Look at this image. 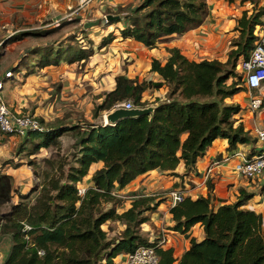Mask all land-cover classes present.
<instances>
[{"label":"trees","instance_id":"1","mask_svg":"<svg viewBox=\"0 0 264 264\" xmlns=\"http://www.w3.org/2000/svg\"><path fill=\"white\" fill-rule=\"evenodd\" d=\"M207 14L206 0H143L108 23L123 20L119 29L123 39L153 48L173 34L199 26ZM263 19L264 5L250 14L243 11L236 20L238 37L224 62L192 60L172 47L167 48L169 56L164 63L156 58L151 61L150 70L162 81L116 75L114 87L93 111L96 117L99 111L113 110L115 104L127 99L144 107L149 104L142 100L147 88L167 87L165 98L155 100L149 114L123 117L115 123L86 122V126L60 122L29 132L25 139L38 138L37 142L32 140L31 153L50 145L56 152L41 158L43 168L36 159L28 160L39 182L25 194L15 187L10 174L0 170V233L9 234L11 240L0 264H114L118 255L133 252L139 245L153 246L161 264H172V250L161 248L159 239L149 240L141 233L142 224L160 202L157 196L132 192L130 206L118 212L116 207L122 200L115 189L152 169L173 174L181 161L185 173L194 171L197 160L216 138L225 139L229 151L238 144H254L244 125L236 123L234 116L241 106L229 99L245 88L237 61L249 56L256 40L253 31ZM113 39L108 33L97 48ZM88 43L82 47L73 38L55 51L45 45L32 48L31 54L37 56L40 67L56 65L60 60L85 62L96 52L90 40ZM13 69L19 71L18 66ZM65 133L73 137L71 159L59 153V138ZM98 161L102 167L91 175V184L80 191L78 183ZM206 183V196L192 199L185 195L169 207L171 228L189 239V247L176 264H264L262 216L244 207L252 194L241 189L236 200L216 207L212 185L208 180ZM14 194L17 200L10 203ZM8 203L9 209L1 211ZM108 203L110 206L104 208ZM108 220L123 225L118 236H109L102 228ZM197 223L204 231L201 240L190 236Z\"/></svg>","mask_w":264,"mask_h":264},{"label":"crops","instance_id":"2","mask_svg":"<svg viewBox=\"0 0 264 264\" xmlns=\"http://www.w3.org/2000/svg\"><path fill=\"white\" fill-rule=\"evenodd\" d=\"M40 1L41 0H0V30L7 28L9 31V26H12L19 17L24 18V21L29 24L30 22L34 23L35 20L39 21L42 14L44 15L47 13L49 14V17H56L57 14L60 16L66 11V6L71 7V0H51L52 4H49L47 8H43L42 11L41 9L37 8ZM62 1H64V4ZM95 1L97 0H91L90 2L87 0H78L81 8L78 9L74 14L75 16L77 15L76 17L81 18L80 22L83 23L82 25H84V27H81V29L85 30L82 35L85 34L90 38L92 37L99 40L95 43L91 42L92 47L96 48V52L90 57L97 55L98 59H100V57L105 58V54H103L101 51L113 45V41L105 47L97 48L102 38L99 37V34L105 33L106 36L108 33H112L114 38L117 39L116 45H113L115 47H112V49H115V53H112V56L116 58V61H121L122 64L123 60L126 61L124 66L120 65V69L115 75L123 74L127 78L137 77L139 80L144 78L146 80H152L155 82L162 81V79L156 72L150 70L152 58H156L164 63L169 56L167 48L176 47L184 56L192 60L217 59L224 62L227 59L228 53L226 54V52H228L231 48L226 45V40L228 39L227 36L230 35L231 29L235 28L234 26H236L237 18L242 15L243 11L250 13L254 8L264 5V0H206L208 14L202 24L182 34H173L164 41L159 42L156 47L148 48L131 38L123 39L120 36L119 29L124 26L123 20L111 24H105L106 30L104 27H102L103 16L107 15L103 14V8L106 6L110 7L108 3H114L113 7L119 4L122 6L127 4L128 10H130L133 6L141 3L143 0H114L115 2L111 0H103L98 2V5L100 6L99 8L90 9V6H93ZM53 4L58 8H51ZM15 6L21 7L18 8L19 10H15ZM88 15H92V18L87 19ZM84 20L88 22H84ZM25 22H23V31H30L33 27L31 28L29 25H25ZM116 23H120L118 28L116 25H114ZM50 24H45L44 26ZM17 30L19 31L20 28H17ZM49 30L55 31L56 28H46V31ZM69 33V35L65 34L60 39L51 40L49 42L33 41L29 46V51H31V49L34 47H42L45 45H51L53 47V51H55L60 47H65L68 42L71 43L72 36L74 35V38L78 40L77 38H79L80 35L79 32L76 33L77 35L79 34L78 36L74 34V32ZM68 36L71 37L69 40L67 39ZM80 45L82 47H88L89 43ZM25 56H27V54L21 53L20 57L10 65L11 68L9 69L13 70L14 66H18L19 72L24 75V80L26 83L30 82L32 78L35 80L37 84V91L38 89L43 88L45 84L55 81V79L67 77V71L65 72V70H62V67L64 68V66L78 63H68L64 60H60L56 65L50 64L40 67L37 66L38 58L36 55H34V53L27 58ZM103 60L105 63H108L107 59ZM1 78L5 80L4 85L6 86L10 77L4 78L2 75ZM26 89L27 88L25 87L24 90ZM148 90L152 91V100H150V104L154 105L153 100L156 98L155 96H160L158 93L164 92L165 90L167 91V87L161 86L159 90L147 88L142 94V100H146L150 96V94H147ZM235 98L236 97L234 95L233 100H229L238 102L240 105L243 104L239 101H236ZM12 103L9 102L11 107L13 106ZM16 105L18 107L21 106L22 103H17ZM14 110H17L16 107ZM243 112L244 111L241 110L234 117L236 118V123L241 122L244 127H246L245 120H247L248 116V119L250 118V114L247 116L244 115ZM20 140V136L15 137L13 135H0V159H2L0 160V170L4 173L10 174L14 178V185L16 188H18V190H27L31 185L29 183L31 182L30 179H32V170H30V165L26 163L22 152H17L15 155L10 157V149L13 145H15L16 142L18 143ZM237 146L246 148V145L244 144H238ZM226 147L227 141L225 139L216 138L212 145L206 150L205 154L197 160L194 171L185 173L184 163L181 161L173 170V174L169 172H163L159 169H152L137 176L124 187H117L115 192L119 196L129 192H139L143 193L144 195H156L160 192H163L164 190H169L170 188H181L187 196H190L192 199H194L198 196L207 195L208 189L206 181L208 180L212 185L211 198L213 204L216 207L222 203H230L236 200L241 189L252 194L244 207L261 214L262 228L264 230V178L247 179L243 176H239L233 172L232 164L229 162H221L220 165L213 168L212 172L206 175V168L213 160H220L223 156H226L231 152V150H227ZM8 157L11 159V161L6 162ZM102 165L103 163L101 161L94 162L90 165L88 174L80 182V184L83 183L82 185H85H81L82 191L91 184V175L96 169L102 167ZM24 168H27L31 171V177L29 176V173H23ZM123 195L121 197H123ZM164 197L162 195L157 196V199L160 200V202L157 205L155 211L149 214V222H145L143 224L146 226V234L149 236V240L160 238L165 239V243L160 246L163 249L172 250V255L175 258L172 264H176L182 253L189 247V239L180 232L171 228L173 221L171 219V214L169 213L170 204L168 198H166V195ZM12 201L16 202V199L12 198ZM130 202L131 199L123 200L121 204L117 205L116 210L121 212L127 209L130 206ZM163 210L165 212L164 217L166 219V223L161 220L159 214L162 213ZM109 225L111 226L109 227ZM122 228L123 225L120 222L108 220L105 224V228L103 229L107 230L109 236H118ZM155 230L157 231L155 232ZM190 236L195 237L197 240H201L204 237L203 227L199 223L192 226L190 230ZM123 258L124 254L118 255L114 259V264H121Z\"/></svg>","mask_w":264,"mask_h":264},{"label":"rangeland","instance_id":"3","mask_svg":"<svg viewBox=\"0 0 264 264\" xmlns=\"http://www.w3.org/2000/svg\"><path fill=\"white\" fill-rule=\"evenodd\" d=\"M87 1L90 2L91 0H87ZM99 1H103V0L95 1V4H93V6H90V9L99 8L100 7L98 5ZM111 1L115 2L114 0ZM62 3L64 4V1H62ZM49 4H52L51 0H41L37 8L42 10L43 8H47ZM113 4L114 3L111 4L108 3L110 7L109 6L104 7L103 14L110 12V14L112 13L113 15H118L119 13L121 16H124L126 12L129 11L127 4L124 6L119 4L116 5L115 7H113ZM20 7L21 6H15V10H19L18 8ZM51 8L57 9L58 7L53 4ZM80 8L81 5L80 3H78V0H71V7L66 6L65 7L66 11L60 16H58L57 14L56 17H49V14L47 13L44 15L42 14L40 16L39 21L35 20L34 23L30 22L29 24H27L24 21V18L19 17L13 23L12 26H9L8 28L9 31L7 30V28L0 30V78L6 70L11 68L10 65L20 57L21 53L27 54V56H25L26 58L28 56H31V51H29L30 50L29 46L33 41L49 42L51 40L60 39L65 34L69 35L70 34L69 32H74V34L79 32L80 35L78 34L79 35V38H77L78 40L75 39V41H79V45L84 43L88 44L89 40L92 43L98 42L99 41L98 39H94L92 37L90 38L85 34L82 35V33H84L85 30L81 29V27H84V25H82L83 23L80 22L81 18L76 17L77 15L76 16L74 15L75 12ZM91 16L92 15H88L87 19L88 18L91 19L92 18ZM102 20H103V24H102L103 26L102 25L101 26L104 27L106 30L105 24H108L106 15L103 16ZM23 22H25V25H29L31 28L32 27L33 28L30 31H23L24 30ZM84 22H88V21L84 20ZM45 24H50V25L44 26ZM114 25H116V27L118 28L120 26V23H116ZM50 27H54L56 28V30L46 31V28L48 29ZM17 28H20V30L18 31ZM101 34H99L100 38L105 36V33L104 34L101 33ZM237 37H238V31H236L235 28L231 29L230 35L227 36L228 39L226 40V45L233 48L231 44ZM70 38L71 37L68 36L67 39L69 40ZM73 38L74 37L72 36V40ZM112 41H113V45H116L117 39L114 38ZM112 41L110 43H112ZM110 43H108L107 45H109ZM113 45L101 51L103 52V54H105V58L100 57V59H98V56L95 55L93 57H89L85 62L79 61L74 65L64 66V68L62 67V70H65V72L67 71L66 72L67 77L55 79V81L45 84V86L43 88L38 89V91L36 88L37 84L33 78L30 80V82L26 83V81L24 80V75L21 74L19 71H15L13 69V76H11L9 80L7 79L8 80L7 85L6 86L4 85L5 87L3 89V94L6 102L8 104L9 102L10 103L13 102L12 103L13 106L10 107L12 110H14L16 107L17 110H14L16 112L35 114L36 116H38V118L42 119V124L44 125V127H49L50 125L51 126L56 125L59 124L60 122H62L63 124H67L68 126L70 125L86 126L85 125L86 122L104 123L106 113L110 112L111 110L99 111L96 117H94L93 116L94 108L97 106V104L101 103L102 99L105 96V93L110 91L114 87L115 84L114 78L116 76L115 74L120 69V65L124 66V64H126L125 60H123V64H122L121 61L118 60L116 61V58L112 56V53H115L114 51L115 49H112V47H115ZM227 53L228 52H226V54ZM103 59H107L108 63H105ZM25 87L27 88L26 90H24ZM154 89L159 90L160 87ZM166 92L167 91L165 90L164 92L158 93L160 94V96H155L156 98L154 97L155 99L153 101L155 102V100L157 99L163 100L166 96ZM147 94H150V96L148 97V99H146V101L149 102V105H152L150 104V100H152L151 99L152 91L148 90ZM234 95L236 97L235 98L236 101L243 103L240 105L238 102H236L241 106V110L244 111L243 114L248 116L250 113L248 109H245V100H246L245 91L241 90ZM233 96L231 98L232 100H233ZM17 103H22V105L17 107L16 105ZM248 117L247 120H245L246 129L250 127ZM0 135H8V134H2L0 132ZM25 137L26 136L24 137L20 136L21 140L18 143L16 142L17 144L15 143V145L12 146V148L10 149V157L15 155L17 152L19 153L22 152V155H24V159L26 160L27 164H28V160L36 159L38 163L37 165L43 168L42 162H40L41 158L49 156L51 155V153L56 152L55 146L50 145L49 147H42L39 148L37 151H34V153H31L33 152L32 148L34 146L32 140L34 142H37L38 138L25 139ZM59 141L61 143V149L59 151L60 155L68 156V159H71V153L73 152V149L71 148V144L73 143L72 134L71 133L63 134L59 138ZM250 146H253V144H251ZM9 161H11V159L8 157V160L6 162ZM229 163L233 164L232 160H230ZM66 168L67 167H65V169ZM30 170H32L31 166H30ZM30 170L24 168L23 173H29V176L31 177ZM31 178H32L30 179L31 182H29L31 185L29 186V188L27 190L20 189L19 190L20 193L22 194L28 193L31 187L39 182V177L33 174V170H32ZM82 184L78 183V187L80 188V190L82 186H85ZM167 191L168 190H164L163 192L156 194V196L162 195L164 197ZM122 195L123 194H121V196ZM121 196L120 198L122 201L133 198L132 192L124 194L123 197ZM13 198L17 200V195L14 194ZM12 202L13 201H11L10 203ZM10 203L2 206L1 211L8 210ZM109 206H110L109 203L103 205L104 208H107ZM164 213L165 212L163 210V212L159 214L161 220H163V222L166 223ZM149 220L147 222H149ZM105 224L102 225V228H105ZM110 226L111 225H109V227ZM145 228L146 226L142 224L141 233L144 236L149 237L146 234L147 231ZM156 231L157 230H155V232ZM10 244H11L10 235L6 233H0V263L7 254Z\"/></svg>","mask_w":264,"mask_h":264},{"label":"built area","instance_id":"4","mask_svg":"<svg viewBox=\"0 0 264 264\" xmlns=\"http://www.w3.org/2000/svg\"><path fill=\"white\" fill-rule=\"evenodd\" d=\"M253 33L256 36L254 46L246 59H238L236 69L243 78L245 109H248L250 113V127L248 129L245 127V129L255 139V142L253 146L246 145V148L237 146L220 160H213L206 168V175L221 162L227 163L232 160L233 171L239 176L247 179L264 178V19L262 24L255 26ZM11 76H13L12 69L6 70L3 74L4 78ZM4 84V79L0 78V132L23 137L32 131H43L45 127L38 116L11 109L3 94ZM115 107L131 109L139 106H135L130 99H127L115 104ZM185 195L181 188H171L167 191L166 198L170 206H173L183 200ZM24 226L25 229H29L28 225ZM163 243L165 239L160 238L157 245ZM38 252L41 253V251ZM121 264L161 263L153 246L139 245L133 252L124 254Z\"/></svg>","mask_w":264,"mask_h":264},{"label":"water","instance_id":"5","mask_svg":"<svg viewBox=\"0 0 264 264\" xmlns=\"http://www.w3.org/2000/svg\"><path fill=\"white\" fill-rule=\"evenodd\" d=\"M118 17L119 15H113V14L106 15L107 20L117 19ZM153 109H154V105H148L145 107H135L131 109H126L124 107H117L111 110L110 112L106 113L104 123H108V122L115 123L120 118L128 117V116L136 117V116L146 115L151 113Z\"/></svg>","mask_w":264,"mask_h":264}]
</instances>
